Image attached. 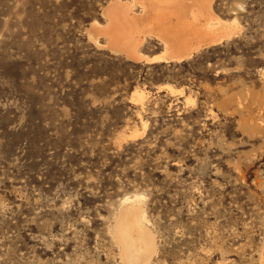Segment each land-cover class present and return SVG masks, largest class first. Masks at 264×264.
<instances>
[{
  "label": "rangeland",
  "instance_id": "rangeland-1",
  "mask_svg": "<svg viewBox=\"0 0 264 264\" xmlns=\"http://www.w3.org/2000/svg\"><path fill=\"white\" fill-rule=\"evenodd\" d=\"M109 1L0 0V264H128L135 194L149 264H264V0H211L235 33L156 62L96 34Z\"/></svg>",
  "mask_w": 264,
  "mask_h": 264
},
{
  "label": "bare ground",
  "instance_id": "bare-ground-1",
  "mask_svg": "<svg viewBox=\"0 0 264 264\" xmlns=\"http://www.w3.org/2000/svg\"><path fill=\"white\" fill-rule=\"evenodd\" d=\"M140 1L150 13L148 20L133 14V6L128 1L111 0L103 12L109 22L101 24L94 20L91 23L97 35L108 36L112 49L124 52L135 60L182 61L190 58L195 51L221 42L224 37L235 33L225 20L214 15L211 0ZM189 2L194 4L190 9L187 6ZM201 17H204L203 21ZM147 35L160 39L165 50L153 56L142 53L139 46ZM162 87L171 92L176 90L170 84ZM134 99L143 103L144 92L136 91ZM127 136L136 137L137 134L132 132ZM127 136L123 133L118 140L122 141ZM143 199L141 194L123 197L113 228L128 264H149L157 251L155 237L146 224Z\"/></svg>",
  "mask_w": 264,
  "mask_h": 264
}]
</instances>
